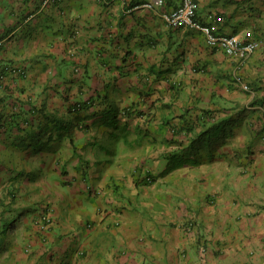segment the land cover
<instances>
[{
  "label": "crops",
  "instance_id": "obj_1",
  "mask_svg": "<svg viewBox=\"0 0 264 264\" xmlns=\"http://www.w3.org/2000/svg\"><path fill=\"white\" fill-rule=\"evenodd\" d=\"M147 1L0 0V264H264V0Z\"/></svg>",
  "mask_w": 264,
  "mask_h": 264
},
{
  "label": "built area",
  "instance_id": "obj_2",
  "mask_svg": "<svg viewBox=\"0 0 264 264\" xmlns=\"http://www.w3.org/2000/svg\"><path fill=\"white\" fill-rule=\"evenodd\" d=\"M163 5L164 0H150L142 4L147 9ZM163 17L167 25L172 28H189L202 32L206 44L226 56L244 59L255 50V43L252 41L243 42L237 35L217 34L209 26L201 24L196 18L195 0H179L178 5L165 13ZM2 46L3 40L0 39V48ZM237 81L241 82V79L237 78ZM242 88L248 89L246 85H243Z\"/></svg>",
  "mask_w": 264,
  "mask_h": 264
},
{
  "label": "trees",
  "instance_id": "obj_3",
  "mask_svg": "<svg viewBox=\"0 0 264 264\" xmlns=\"http://www.w3.org/2000/svg\"><path fill=\"white\" fill-rule=\"evenodd\" d=\"M145 181H147V183H151L153 181L152 176L151 175H146Z\"/></svg>",
  "mask_w": 264,
  "mask_h": 264
}]
</instances>
